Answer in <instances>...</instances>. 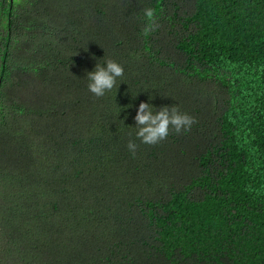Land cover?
Segmentation results:
<instances>
[{"label": "trees", "instance_id": "trees-1", "mask_svg": "<svg viewBox=\"0 0 264 264\" xmlns=\"http://www.w3.org/2000/svg\"><path fill=\"white\" fill-rule=\"evenodd\" d=\"M0 264H264V0H0Z\"/></svg>", "mask_w": 264, "mask_h": 264}, {"label": "clouds", "instance_id": "clouds-1", "mask_svg": "<svg viewBox=\"0 0 264 264\" xmlns=\"http://www.w3.org/2000/svg\"><path fill=\"white\" fill-rule=\"evenodd\" d=\"M145 15L149 18L153 16V11L147 9ZM88 90L97 97H103L111 92L114 88H118V78L124 76V67L115 60H107L104 64L95 65L94 69L87 72ZM149 101L139 103L134 117L135 121V137L143 144L155 145L164 141L174 130L177 134L182 131H188L195 123L194 117L181 112L175 106H162L157 108ZM138 145L134 140H129L127 148L133 155Z\"/></svg>", "mask_w": 264, "mask_h": 264}, {"label": "bare ground", "instance_id": "bare-ground-1", "mask_svg": "<svg viewBox=\"0 0 264 264\" xmlns=\"http://www.w3.org/2000/svg\"><path fill=\"white\" fill-rule=\"evenodd\" d=\"M93 189V188H92Z\"/></svg>", "mask_w": 264, "mask_h": 264}]
</instances>
